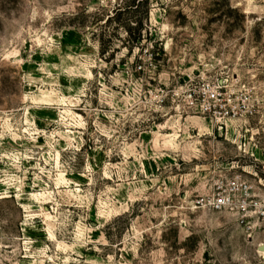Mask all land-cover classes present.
<instances>
[{
    "label": "rangeland",
    "instance_id": "374dc122",
    "mask_svg": "<svg viewBox=\"0 0 264 264\" xmlns=\"http://www.w3.org/2000/svg\"><path fill=\"white\" fill-rule=\"evenodd\" d=\"M0 264H264V0H0Z\"/></svg>",
    "mask_w": 264,
    "mask_h": 264
},
{
    "label": "trees",
    "instance_id": "16d2710c",
    "mask_svg": "<svg viewBox=\"0 0 264 264\" xmlns=\"http://www.w3.org/2000/svg\"><path fill=\"white\" fill-rule=\"evenodd\" d=\"M127 10H131L130 7H127ZM147 16H148V11H146L145 21H143V22H136V25H137V28L135 29L136 32H132L131 33L129 31H127V34L131 38V42H133L135 45H138L141 42V40L143 39V33L145 31H147V29H146V27H147V23L146 22L148 20V17ZM113 18H114V16H108L107 22L112 21ZM133 34H135V35H133ZM109 40L110 39H108V42H110ZM99 44H100V46H102V45L105 46L106 43H105V40H104V37L103 36H101L99 38ZM105 48H106V46H105Z\"/></svg>",
    "mask_w": 264,
    "mask_h": 264
},
{
    "label": "built area",
    "instance_id": "2783aa9c",
    "mask_svg": "<svg viewBox=\"0 0 264 264\" xmlns=\"http://www.w3.org/2000/svg\"><path fill=\"white\" fill-rule=\"evenodd\" d=\"M226 204V199L224 197H219L215 200L213 206L215 209H221Z\"/></svg>",
    "mask_w": 264,
    "mask_h": 264
}]
</instances>
